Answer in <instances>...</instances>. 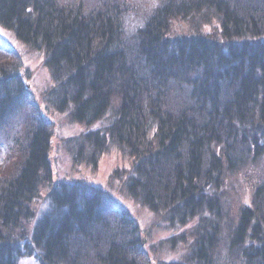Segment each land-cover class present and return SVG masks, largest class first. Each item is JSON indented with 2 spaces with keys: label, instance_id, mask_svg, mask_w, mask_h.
<instances>
[{
  "label": "trees",
  "instance_id": "obj_1",
  "mask_svg": "<svg viewBox=\"0 0 264 264\" xmlns=\"http://www.w3.org/2000/svg\"><path fill=\"white\" fill-rule=\"evenodd\" d=\"M158 2L0 0V26L45 55L53 110L104 121L77 163L97 169L111 147L132 160L147 225L182 231L165 242L187 254L169 264H264V0ZM20 69L21 53L0 50V264H149L145 231L112 209L113 191L58 178L56 126L28 103ZM26 98L35 109L16 110ZM238 186L250 206L223 211Z\"/></svg>",
  "mask_w": 264,
  "mask_h": 264
},
{
  "label": "rangeland",
  "instance_id": "obj_2",
  "mask_svg": "<svg viewBox=\"0 0 264 264\" xmlns=\"http://www.w3.org/2000/svg\"><path fill=\"white\" fill-rule=\"evenodd\" d=\"M159 0H133L142 11H148L159 3ZM139 18L132 17L129 19L128 24L132 27H135L136 24L140 23ZM174 36L173 39H179L182 33H172ZM181 34V35H177ZM0 50L5 53H21L22 61L24 62V70L20 69L22 74L23 83L27 86L26 91L29 95L28 103L35 105H40L42 113L48 117V119L56 126L55 134L53 139V151L51 153V158H53L54 168L57 169L58 178L76 182L81 180L87 184H92L96 187H102L104 190L113 191L111 194V199L108 200L110 204L115 200L117 206L112 208L114 211H117L121 215L127 213L135 220L138 224H141V227L145 231L141 236V239L145 241L143 254L146 257V260L149 261V264H169L179 262L181 258L186 256L187 252L185 248L178 247L174 252L171 251L169 243L165 242L168 238H175L182 231L175 233L164 234L163 231L159 228H150L147 223L150 220H155L153 217L152 211L147 207L143 206L142 202L136 201L129 192V185L132 181V176L129 174L133 171V165H131L132 160L128 158L122 152H118L113 147L105 151L100 155L97 160V169L93 165V159L83 158V162H78L74 156L79 147V143L87 135L88 131H95L98 128L102 127L104 121L97 122L92 127H86L85 125H80L73 123L69 119L67 113L60 114L56 110H53V107L48 104L47 96L44 95L48 87L52 86L51 82V72L46 67V57L44 54H36L27 47H24L16 41L13 34L6 32L0 26ZM26 95V94H25ZM27 103V98L25 102L19 104L16 102V110L24 109L26 111H31L32 108ZM82 136V137H81ZM3 148V146H2ZM0 148V162L5 156V150ZM84 156H88V150L82 152ZM89 163V164H88ZM87 164V165H86ZM92 164V165H91ZM264 166L262 165L260 170L261 173L264 172ZM259 171V170H258ZM254 173H256L254 171ZM238 175H234L236 178ZM242 180V177L240 178ZM234 183H240L238 179H234ZM251 188H254V184L250 185ZM253 190V189H252ZM229 191V190H228ZM129 192V193H128ZM252 191L249 192V189H244V191L239 189V186L232 192L227 193L229 198V203H225L224 209L228 210L229 207H233L232 211H240L242 207L250 206V198ZM114 198V200H113ZM235 200V201H234ZM234 201V202H233ZM44 210L47 209V206L43 207ZM228 220V219H227ZM163 225L165 224L162 222ZM160 225V226H163ZM181 236V235H180ZM24 262V263H23ZM22 264H36V261L31 259H26Z\"/></svg>",
  "mask_w": 264,
  "mask_h": 264
},
{
  "label": "water",
  "instance_id": "obj_3",
  "mask_svg": "<svg viewBox=\"0 0 264 264\" xmlns=\"http://www.w3.org/2000/svg\"><path fill=\"white\" fill-rule=\"evenodd\" d=\"M144 244H145V242H144Z\"/></svg>",
  "mask_w": 264,
  "mask_h": 264
}]
</instances>
